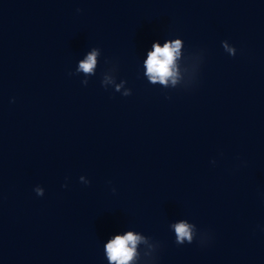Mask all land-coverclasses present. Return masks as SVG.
Instances as JSON below:
<instances>
[{
  "label": "clouds",
  "instance_id": "obj_1",
  "mask_svg": "<svg viewBox=\"0 0 264 264\" xmlns=\"http://www.w3.org/2000/svg\"><path fill=\"white\" fill-rule=\"evenodd\" d=\"M180 41L176 40L171 43H166L163 47L154 45V50L149 53L146 61L147 73L150 79L155 82L159 80L161 83H166L167 78L173 75L172 66L175 57L179 54ZM96 51L91 52L85 61L80 63V68L84 72H91L96 65ZM37 194L40 191L37 189ZM176 243L184 244L187 241L189 244L193 241L192 233L189 226L185 223H180L175 226ZM140 240V237L128 233L125 236H117L106 246L108 257L116 264H128L135 254V246Z\"/></svg>",
  "mask_w": 264,
  "mask_h": 264
}]
</instances>
